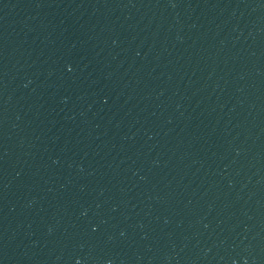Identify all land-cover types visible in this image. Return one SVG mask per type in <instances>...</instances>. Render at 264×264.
Masks as SVG:
<instances>
[{"label": "water", "instance_id": "95a60500", "mask_svg": "<svg viewBox=\"0 0 264 264\" xmlns=\"http://www.w3.org/2000/svg\"><path fill=\"white\" fill-rule=\"evenodd\" d=\"M0 264H264V0H0Z\"/></svg>", "mask_w": 264, "mask_h": 264}]
</instances>
